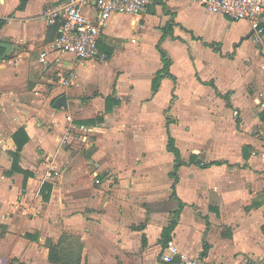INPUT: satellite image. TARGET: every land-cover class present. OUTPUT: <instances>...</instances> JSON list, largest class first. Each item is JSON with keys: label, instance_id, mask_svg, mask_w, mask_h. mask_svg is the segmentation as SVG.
<instances>
[{"label": "crops", "instance_id": "0c3cea01", "mask_svg": "<svg viewBox=\"0 0 264 264\" xmlns=\"http://www.w3.org/2000/svg\"><path fill=\"white\" fill-rule=\"evenodd\" d=\"M62 1L26 0L19 8L20 0H0V42L11 45L6 56L0 47V264H60L48 258L53 237L74 243L66 247L69 264H163L161 232L175 211L168 241L202 264L264 259V146L256 134L261 124L264 132V39L255 44L247 21L196 0H152L138 15H112L98 56L78 62L51 51L56 27L42 13ZM261 19L264 27V12ZM128 42H146L156 58L141 65L143 85L141 73L105 70L116 47L134 55ZM157 48L174 80L163 77L153 90ZM255 79L256 112L244 86ZM61 95L66 107L54 108ZM205 97L221 106L218 118L207 113L220 135L198 134L202 114L184 122L175 110L182 99L194 106ZM65 115L88 127H75L68 144L61 143ZM168 134L177 155L167 149ZM77 147L84 149L73 157Z\"/></svg>", "mask_w": 264, "mask_h": 264}, {"label": "built area", "instance_id": "2783aa9c", "mask_svg": "<svg viewBox=\"0 0 264 264\" xmlns=\"http://www.w3.org/2000/svg\"><path fill=\"white\" fill-rule=\"evenodd\" d=\"M211 13L226 15L235 21H247L251 26V37L255 44L262 45L264 27L261 15L264 12V0H196ZM152 0H63L61 3L48 7L42 13L49 25L56 27V36L51 43V51L70 54L76 61L83 62L98 56V43L108 19L114 14H135L145 11ZM93 12V16L89 15ZM264 59V49L261 47ZM46 52L40 53L43 62ZM264 67V63H263ZM61 80L62 87H68L71 79ZM68 126L61 137L62 144H68L72 131L88 130V127L73 124V117L65 115ZM99 182L98 179L95 180ZM160 260L163 264H202L200 259L193 258L182 251L172 241L164 245ZM244 264H264V259Z\"/></svg>", "mask_w": 264, "mask_h": 264}, {"label": "rangeland", "instance_id": "374dc122", "mask_svg": "<svg viewBox=\"0 0 264 264\" xmlns=\"http://www.w3.org/2000/svg\"><path fill=\"white\" fill-rule=\"evenodd\" d=\"M89 15L93 16V12H90ZM236 27H237V30L239 32L240 31L241 32L243 31V33L245 32V24H241V25L238 24ZM126 44H128L126 47L127 50L133 51L134 55L133 56L126 55V50H120L119 48L116 47L114 49V51L112 52L113 55H111V58L109 60V63H107L105 70L107 72H110L113 68H115V70L124 72V75H126L127 71H132V73H136V75H139L141 73L142 76L139 77V81L143 85V82L145 81L143 73L145 72V70H144L143 66H141V65L143 62H146V61L155 62L156 58L152 54V50L150 49V47H148V44H146V42L140 43L142 47L145 46L144 49H142L141 51H134L136 48H138V46H136V45H131L129 42ZM251 44H252V41L250 39H248V41L246 43H244L243 47L247 48L248 46H251ZM103 46H104V43L100 44L99 49H101ZM74 64H75V66L77 65V63H74ZM182 79H183V77H182ZM258 83L259 82H257V80L255 79L254 82H252V81L246 82L244 85L246 92L250 91L249 92L250 93L249 94L250 100H252V104H253L255 110L252 106H251L252 107L251 109L254 112L257 111L256 108H258V106H259V104H257L258 103L257 99H255V97L258 94L255 97L253 96L254 95L253 92L256 91V89H258V88H256V84L259 86ZM188 86H189V82L186 79H184L183 83L181 85V93H182L181 96H182V98H184L185 94L188 93V90H187ZM260 86H262V87L264 86L263 81H261ZM164 96H165L164 93L160 95V97H159L160 102L162 101V98H164ZM206 98L207 97L202 99V105H194V106L188 105L184 99L181 100V98H180L181 101L176 105L175 110L177 111L179 117L184 122L188 121L190 119V117L193 118L194 113L198 116L200 114H202L196 120V125H197V130H198L197 133L198 134L205 135L206 137L211 136L212 134H215V133H216V135L217 134L220 135L218 127H215L216 125L218 126L219 121L216 119L212 120L209 117L207 118V113H208V111H211L214 113L213 115L216 116V118H218L219 114L217 111H219L221 109V106L220 105L212 106V103H209L208 100L206 102ZM259 108H260V106H259ZM203 117L206 119V121H205V119L201 120V118H203ZM206 123H208L207 127H206ZM202 126H204L205 128L202 129ZM256 129H257L256 131H258V132H256V134H258V137L260 138V140L262 141V145L264 146V132H263L262 124L260 127L256 128ZM197 133H196V137H197L196 140H198V141L201 139L203 140L204 138H201L199 135H197ZM223 135H224V132H223ZM134 143H136V139H134ZM139 145H140V143H136V144H134V147H138ZM83 149H84V147L74 148L72 156L73 157H75L77 155L81 156L80 153H81V150H83ZM184 152L187 153V152H189V150H185ZM94 163L95 162L89 161L87 163L88 169H91L92 166H95ZM72 244H74L72 241H68V242L64 243L65 247L63 245L61 246V242L56 243L54 237H53V240H52V238H48V241H47V246H50V245L56 246L57 249L59 250L60 255L64 256V257L68 256V258L70 257L71 254L68 253V250L66 249V247H71ZM72 250H73L72 252H74L75 248Z\"/></svg>", "mask_w": 264, "mask_h": 264}, {"label": "trees", "instance_id": "16d2710c", "mask_svg": "<svg viewBox=\"0 0 264 264\" xmlns=\"http://www.w3.org/2000/svg\"><path fill=\"white\" fill-rule=\"evenodd\" d=\"M25 3H26V0H20L19 8L24 7ZM171 32H172L171 24H168V27H166V29H164V33L165 34H170ZM157 49L160 52L161 67L156 71L155 77L152 80V89L153 90H156L159 81L163 77H170V78H172L174 80V77L170 73V65H171L170 59L165 55V53L161 49H159V48H157ZM260 117H261L262 121L264 122V109L261 111ZM166 120H167V125H168V123L171 122V119L169 117H166ZM18 132L19 133H23V129H19ZM18 148L20 149L21 145L18 146ZM167 149L172 151V152H174V153H176V155L178 153L177 149L174 147L173 139H172V137L169 134H168ZM176 167H177V164L174 166V168H176ZM12 168L14 170L19 169L17 153L16 154L13 153V166H12ZM173 174L174 173H172L171 175L174 176ZM45 187H49V186L45 185ZM178 214H179L178 211H175L173 213L172 217L170 218V221H169L168 225L166 227H164L162 232H161V239H162V242L164 243V245L169 240L168 239L169 238V234H170V232L172 231V229L175 226ZM47 247H48V258H49L50 261L58 262L60 264H69V262L67 261L68 260L67 259L68 256L67 257L61 256L60 253H59V250L57 249L56 246L50 245V246H47Z\"/></svg>", "mask_w": 264, "mask_h": 264}, {"label": "water", "instance_id": "95a60500", "mask_svg": "<svg viewBox=\"0 0 264 264\" xmlns=\"http://www.w3.org/2000/svg\"><path fill=\"white\" fill-rule=\"evenodd\" d=\"M0 47L5 48V56L7 53L11 50V45L8 43L0 42ZM54 108H61L66 107V97L64 95H61L57 97L53 103Z\"/></svg>", "mask_w": 264, "mask_h": 264}]
</instances>
